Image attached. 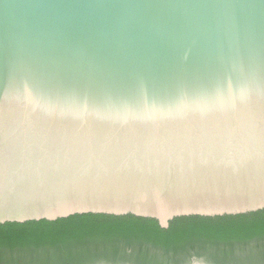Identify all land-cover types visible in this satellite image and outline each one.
Segmentation results:
<instances>
[{"label":"water","instance_id":"water-1","mask_svg":"<svg viewBox=\"0 0 264 264\" xmlns=\"http://www.w3.org/2000/svg\"><path fill=\"white\" fill-rule=\"evenodd\" d=\"M263 208L264 0H0V223Z\"/></svg>","mask_w":264,"mask_h":264},{"label":"trees","instance_id":"trees-1","mask_svg":"<svg viewBox=\"0 0 264 264\" xmlns=\"http://www.w3.org/2000/svg\"><path fill=\"white\" fill-rule=\"evenodd\" d=\"M264 264V208L187 215L161 227L132 214L0 223V264Z\"/></svg>","mask_w":264,"mask_h":264},{"label":"rangeland","instance_id":"rangeland-1","mask_svg":"<svg viewBox=\"0 0 264 264\" xmlns=\"http://www.w3.org/2000/svg\"><path fill=\"white\" fill-rule=\"evenodd\" d=\"M205 260L202 259V258H197V257H194L192 258L191 262L189 264H194V263H199V262H204ZM210 264V263H209Z\"/></svg>","mask_w":264,"mask_h":264}]
</instances>
